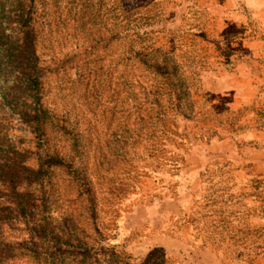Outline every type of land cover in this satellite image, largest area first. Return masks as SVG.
Returning a JSON list of instances; mask_svg holds the SVG:
<instances>
[{"label": "rangeland", "instance_id": "rangeland-1", "mask_svg": "<svg viewBox=\"0 0 264 264\" xmlns=\"http://www.w3.org/2000/svg\"><path fill=\"white\" fill-rule=\"evenodd\" d=\"M44 145L73 159L56 235L130 264H264V0H0V146L30 165ZM0 238L27 240L24 219Z\"/></svg>", "mask_w": 264, "mask_h": 264}, {"label": "trees", "instance_id": "trees-1", "mask_svg": "<svg viewBox=\"0 0 264 264\" xmlns=\"http://www.w3.org/2000/svg\"><path fill=\"white\" fill-rule=\"evenodd\" d=\"M31 44L28 30L20 52L29 50ZM140 55L141 52H134L125 58L138 59ZM141 64L146 65L142 61ZM151 69L160 74L167 65L165 61L156 62L148 66L147 70ZM29 78L39 94L38 70L32 68ZM30 112L24 113L25 122L32 126L43 142L54 141L50 135L46 136V130L51 129L53 133L58 123L48 109L34 107ZM60 129L57 128L53 134L59 136ZM44 147V154L38 153L36 163L28 165L21 158V153L0 146V229L4 223L22 217L29 230V238L23 242L0 238V264H130V257L115 248L90 244L85 237H75L72 232L61 237L60 233H54L51 223L54 216L51 203L56 202L53 197L57 193L54 171L71 169L73 159L66 160L57 153H49L48 147ZM152 261L150 252L146 261L140 264H154Z\"/></svg>", "mask_w": 264, "mask_h": 264}]
</instances>
